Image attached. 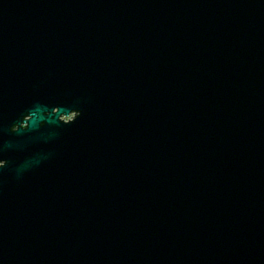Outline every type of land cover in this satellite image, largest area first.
<instances>
[{"label":"water","instance_id":"water-1","mask_svg":"<svg viewBox=\"0 0 264 264\" xmlns=\"http://www.w3.org/2000/svg\"><path fill=\"white\" fill-rule=\"evenodd\" d=\"M0 264H264V0H0Z\"/></svg>","mask_w":264,"mask_h":264}]
</instances>
